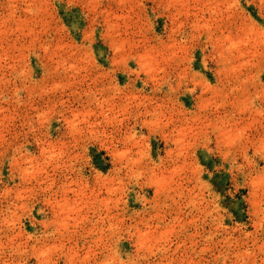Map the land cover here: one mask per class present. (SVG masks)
I'll return each instance as SVG.
<instances>
[{
	"label": "rangeland",
	"instance_id": "374dc122",
	"mask_svg": "<svg viewBox=\"0 0 264 264\" xmlns=\"http://www.w3.org/2000/svg\"><path fill=\"white\" fill-rule=\"evenodd\" d=\"M0 264H264V0H0Z\"/></svg>",
	"mask_w": 264,
	"mask_h": 264
},
{
	"label": "bare ground",
	"instance_id": "6f19581e",
	"mask_svg": "<svg viewBox=\"0 0 264 264\" xmlns=\"http://www.w3.org/2000/svg\"><path fill=\"white\" fill-rule=\"evenodd\" d=\"M14 4H15V3H14V2H12V3H11V7H13V6H14Z\"/></svg>",
	"mask_w": 264,
	"mask_h": 264
}]
</instances>
